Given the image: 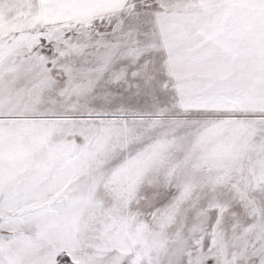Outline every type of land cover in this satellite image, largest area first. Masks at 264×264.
Returning a JSON list of instances; mask_svg holds the SVG:
<instances>
[{
  "label": "snow or ice",
  "instance_id": "obj_1",
  "mask_svg": "<svg viewBox=\"0 0 264 264\" xmlns=\"http://www.w3.org/2000/svg\"><path fill=\"white\" fill-rule=\"evenodd\" d=\"M0 264H264V0H0Z\"/></svg>",
  "mask_w": 264,
  "mask_h": 264
}]
</instances>
